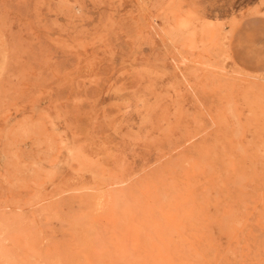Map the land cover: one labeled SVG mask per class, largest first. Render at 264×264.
<instances>
[{"label": "rangeland", "instance_id": "374dc122", "mask_svg": "<svg viewBox=\"0 0 264 264\" xmlns=\"http://www.w3.org/2000/svg\"><path fill=\"white\" fill-rule=\"evenodd\" d=\"M0 264H264V0H0Z\"/></svg>", "mask_w": 264, "mask_h": 264}]
</instances>
